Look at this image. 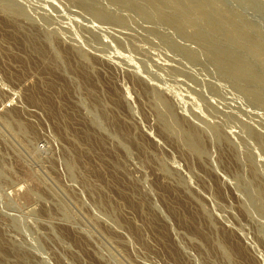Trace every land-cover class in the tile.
I'll list each match as a JSON object with an SVG mask.
<instances>
[{
  "label": "rangeland",
  "instance_id": "obj_1",
  "mask_svg": "<svg viewBox=\"0 0 264 264\" xmlns=\"http://www.w3.org/2000/svg\"><path fill=\"white\" fill-rule=\"evenodd\" d=\"M0 264H264V0H0Z\"/></svg>",
  "mask_w": 264,
  "mask_h": 264
}]
</instances>
